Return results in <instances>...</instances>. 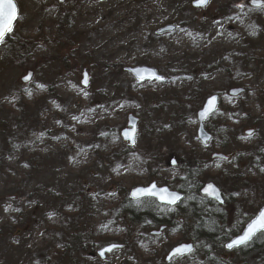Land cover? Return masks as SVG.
Segmentation results:
<instances>
[{
	"label": "rangeland",
	"instance_id": "rangeland-1",
	"mask_svg": "<svg viewBox=\"0 0 264 264\" xmlns=\"http://www.w3.org/2000/svg\"><path fill=\"white\" fill-rule=\"evenodd\" d=\"M13 1L18 20L0 45V264H165L167 252L188 240L193 252L170 264H264L251 245L224 248L264 206V7ZM169 24L178 30L156 36ZM139 66L163 80L135 81L125 69ZM28 71L34 76L24 85ZM235 87L245 94L228 97ZM214 94L219 107L204 124L213 138L201 146L196 113ZM128 115L138 119L133 148L120 138ZM152 182L187 199L214 184L227 201L219 240L196 241L192 232L185 240L172 227L155 237L154 221L130 222L123 200ZM172 212L163 209L159 220L169 222ZM74 228L90 241L71 254L65 244ZM110 244L121 249L100 260L96 252Z\"/></svg>",
	"mask_w": 264,
	"mask_h": 264
},
{
	"label": "trees",
	"instance_id": "trees-1",
	"mask_svg": "<svg viewBox=\"0 0 264 264\" xmlns=\"http://www.w3.org/2000/svg\"><path fill=\"white\" fill-rule=\"evenodd\" d=\"M173 3L177 4L176 0H172ZM178 4H180V0H178ZM82 4H78L75 6L74 10H81ZM71 19V16L68 15L67 18L61 19V25L64 22H68ZM64 21V22H63ZM16 55L24 56L26 55V50L22 48H16ZM20 53V54H19ZM29 56V54H27ZM257 183V182H255ZM264 190V188H262ZM258 192V190H254ZM184 193V200L182 203L174 209H170L172 212L171 215V222H169V226L171 227H179L181 230L179 231L181 235L184 237L185 240H188L187 235L191 234L192 232V239L194 240H203L205 242L215 243L219 240V236H217V232L219 227L223 224L224 215L222 216V212L218 210L214 203L203 200L202 198L198 197L197 193L198 190L196 188L194 196H188V199ZM189 193V191H188ZM64 200H67V197L64 196ZM71 203H74L71 201ZM186 204L185 207L182 208V205ZM121 210L123 211L124 215L128 216L129 221L132 223H142L143 220L149 219L154 221L156 224L163 223L164 225L166 222L163 220H159L161 218L160 212L163 209H166L163 206L158 205L152 199H143L138 202H131L128 199L123 200L121 206ZM167 209V210H168ZM178 209L177 211H175ZM179 214V215H178ZM58 229V228H56ZM232 235L235 236L237 234L236 230H232ZM191 238V237H189ZM260 238V241L252 246L254 242H256ZM226 239L224 237L220 238ZM90 241V237L87 235L81 236L79 233L77 234L76 229L74 228V234L69 236L68 241H66V251L71 253L76 251L75 249H82ZM251 245V250L253 252H257L255 259L264 261V235L259 234L257 235L247 246ZM245 246V247H247ZM84 250V249H83ZM207 264H224L223 262L217 259H209L207 260ZM228 264V263H227Z\"/></svg>",
	"mask_w": 264,
	"mask_h": 264
},
{
	"label": "snow or ice",
	"instance_id": "snow-or-ice-1",
	"mask_svg": "<svg viewBox=\"0 0 264 264\" xmlns=\"http://www.w3.org/2000/svg\"><path fill=\"white\" fill-rule=\"evenodd\" d=\"M197 6H206L208 0H195ZM253 3L258 7H264V0H253ZM237 7L243 8V4L236 5ZM18 18L16 5L13 0H0V43L4 42L5 36L10 34L13 31L14 21ZM30 77L25 76L24 79L28 80ZM159 79V77H157ZM215 97H211L207 101V106L200 113L201 117L206 116L210 111L214 110L215 105ZM134 134L135 129L131 132L125 131L124 135L129 140L134 142ZM175 163V161H173ZM205 193L209 196H213L214 198H219L218 190L211 184H209L205 189ZM132 195L134 197L137 196H154L158 198L160 201L167 204H175L177 201L181 199V197L175 193L170 192L167 188H159L157 189L156 185L153 184L148 188H138L136 189ZM257 232H264V209H261L258 214L255 215L254 218L247 224L246 229H244L242 235H238L235 239H233L230 243L225 246L228 248H233L242 244H245L249 241ZM185 251H191L190 245H183L177 247L174 252L182 253ZM103 254V253H101Z\"/></svg>",
	"mask_w": 264,
	"mask_h": 264
},
{
	"label": "water",
	"instance_id": "water-1",
	"mask_svg": "<svg viewBox=\"0 0 264 264\" xmlns=\"http://www.w3.org/2000/svg\"><path fill=\"white\" fill-rule=\"evenodd\" d=\"M59 1H61V0H59ZM209 1H210V0H208V3H209ZM208 3H207V4H208ZM251 6H253V7H258V6H256V4L253 3V2L251 3ZM192 7L195 8V9H202V8H204V7H206V6H202V7H201V6H197L196 3H195V1H194V2L192 3ZM15 22H16V20L14 21V23H15ZM175 30H176V27H174V26H166V27H163V28L159 29V30L156 32V35H164V34H167V33H173ZM7 36H8V35L5 36V39H6ZM5 39H4V40H5ZM0 44H1V43H0ZM127 72H128L129 74H131V75L133 76V78H134L136 81H139V82H141V81H146V80H160V79H161V77L157 74V72H156L154 69L147 68V67H135V68L127 69ZM26 76H29L30 78H29L28 80H25L24 78H22V79H21V82H22L23 84H27V83H29V82L32 80V76H33V74H32L31 72H28V73L26 74ZM157 77H159V79H157ZM87 81H88V74H87V72L84 71V72L82 73V81H81V85H82L83 87H86V86H87ZM241 93H243V90H242V89H234V90H231V91L229 92V95H230V96H233V97H236V96L240 95ZM212 97H215V98H216V100H215V105H214V110L210 111V112H209L206 116H204V117H201V115H200V113H201V112L204 110V108L207 106V101L211 98V97H210L209 99L206 100L204 106L202 107V109H201V110L197 113V115H196V117H197V122H198V124H199L198 131H197V137H198V139L201 141L202 144H206V143L210 140V136L207 135V134L204 132V130H203V125H202V124H203V122L209 117V115H211V114H212L213 112H215V110H216V107H217V99H218V97H217V96H212ZM127 121H128V123H127L128 129L123 130V131L120 133V137H121V139H122L123 142H128L129 145H130L131 147H133V146H134V143H135V136H136V122H137V120L134 119L132 116H129L128 119H127ZM133 128L135 129L134 142H133L132 140H129L128 138H126L125 135H124V132H125V131H129V132H131V131L133 130ZM219 157H222V156H219ZM171 165L174 166V163L172 162ZM209 184L213 185L212 183H207L206 185H204V187L200 190V195L205 196V197H207L208 199L215 200V201H217L218 203L222 204V198H221V195H220V191H219L214 185H213V186L218 190V193H219V198H218V199H217V198H214L213 196H209V195H207V194L205 193L204 189H205ZM151 185H153V184H150V185L147 186V187H138V188H148V187H150ZM156 187H157V186H156ZM138 188H135V189L131 190V192H130V194H129V199H130V200H132V201H136V200H140V199H143V198H147V197H149V198H153L154 200H156V201H157L159 204H161V205L173 206V205H175L177 202H179V201L182 199V195L179 194V193H177V192H175V193H177V194L181 197V199H180L179 201H177L175 204H167V203H164V202L160 201L158 198H156V197H154V196H137V197H134V196L132 195V193H133L136 189H138ZM160 188H166V187H160ZM157 189H159V188L157 187ZM170 192H171V191H170ZM261 209H264V206H263ZM261 209H260V210H261ZM246 227H247V225L244 227V229H246ZM244 229L242 230V232H241L239 235H242V234H243ZM162 230H163V228H161L160 231H159L158 233H155L154 235H159V234L161 233ZM257 233H259V232H257ZM257 233H256V234H257ZM256 234H255V235H256ZM255 235H254V236H255ZM254 236H253V237H254ZM236 237H237V236H236ZM236 237H235V238H236ZM253 237H252V238H253ZM235 238H233V239H235ZM252 238H251V239H252ZM233 239H231L230 242H231ZM251 239H250V240H251ZM250 240H249V241H250ZM249 241H247L245 244H247ZM230 242H229V243H230ZM227 244H228V243H227ZM245 244H242V245H239V246H236V247H233V248H228V247L225 246V249L228 250V251H230V250H232V249L240 248V247L244 246ZM183 245H190V246H191V251H185V252H182V253H175V252H174V250H175L177 247H180V246H183ZM119 247H120V246H117V245H109V246H105L103 249H101V250L98 252V256H99L101 259H104L106 255L111 254L114 250L119 249ZM192 251H193V245H192V244H181V245H178V246L174 247L173 249H171V251L168 253V255H167L165 261H166V262H169L172 258L182 257V256L189 255ZM101 253H103V254H101Z\"/></svg>",
	"mask_w": 264,
	"mask_h": 264
},
{
	"label": "flooded vegetation",
	"instance_id": "flooded-vegetation-1",
	"mask_svg": "<svg viewBox=\"0 0 264 264\" xmlns=\"http://www.w3.org/2000/svg\"><path fill=\"white\" fill-rule=\"evenodd\" d=\"M207 201H209V200H207ZM210 202H212V201H210ZM212 203H214L215 204V206L218 208V210L219 211H221L222 212V209L226 206V203H227V201L224 199V203L221 205V206H219L218 204H216L215 202H212ZM158 228H160V227H158ZM166 256V255H165ZM91 257H95L94 255H92Z\"/></svg>",
	"mask_w": 264,
	"mask_h": 264
}]
</instances>
